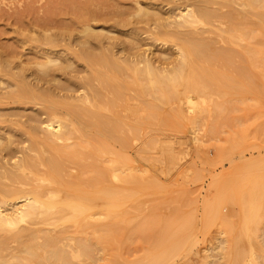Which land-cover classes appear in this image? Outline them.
Wrapping results in <instances>:
<instances>
[{
    "label": "rangeland",
    "instance_id": "1",
    "mask_svg": "<svg viewBox=\"0 0 264 264\" xmlns=\"http://www.w3.org/2000/svg\"><path fill=\"white\" fill-rule=\"evenodd\" d=\"M167 1L0 0V172L33 153L27 147L34 136L32 118L45 117L32 100H17L16 94L3 97L9 74L19 72L29 83L35 74H47L43 85L58 92L53 97L62 104L71 99L59 92L90 81V65L99 55L124 57L126 63L119 60L125 68L141 56L155 65L172 64L175 46L156 39L152 24L147 29L143 22V10L136 9L139 4L149 10L148 18L155 11L164 16L177 2ZM248 17L259 32L249 38L259 52L235 47L238 51L229 52L232 63L227 64L210 51L200 61L202 70L192 69V75L202 73L211 84L193 92L190 102L164 96L161 101L159 90L148 89L140 74L135 78L130 69L122 70L127 72L122 77L125 89L118 90L123 101L116 102L115 111L117 117L125 116L122 120L133 133L124 131L128 137L122 142L117 137L111 146L117 161L128 165L125 173L131 172L129 182L116 181L129 195H120L123 209L88 218L82 230L75 231L67 218L55 222V230L67 227L69 234L86 236L92 244L93 219L100 225L99 237L112 229L108 236L114 239L105 235L104 241L103 235L93 246L92 257L98 260L90 257L77 264H231L238 256L247 258L249 246L263 264L264 182L255 180L264 181V49L259 47L264 27L258 17ZM169 90L180 96L183 85ZM249 168H256L259 177ZM252 182L256 192L252 188L250 193ZM240 198L252 199L242 205Z\"/></svg>",
    "mask_w": 264,
    "mask_h": 264
},
{
    "label": "bare ground",
    "instance_id": "2",
    "mask_svg": "<svg viewBox=\"0 0 264 264\" xmlns=\"http://www.w3.org/2000/svg\"><path fill=\"white\" fill-rule=\"evenodd\" d=\"M175 2L164 16L163 13L158 15L155 11L148 18L146 16H149V10L142 9L139 4L136 8L139 13L143 10L142 14L145 17L143 22L147 29L152 24L151 33L156 39L175 46L177 57L172 64L170 62L159 66L147 56H141L139 60H136L135 56L136 61L130 59L132 65L127 63L128 67L125 68L120 61L126 63V58L99 55L90 65L92 74L89 76H92L87 77L90 81L83 83L82 79L83 84H69L61 94L59 92L60 97L71 99L62 104L57 103V99L53 97L58 92L53 94L49 90L48 94V87L43 85L47 82V74L43 76L35 74L34 82L29 83L19 72H14L4 81L7 86L6 89L3 87V97L16 94L17 100H32L35 104L41 105L45 117L32 118L34 123L32 122L31 131L34 132L32 133L34 136L30 138L27 147L33 153L22 155L13 161L10 168L0 172V264H77L90 257L93 261L98 260V257H92L93 246L99 242L97 239L102 241V236L108 229H104L99 237L100 225L93 219L95 221L91 222L94 225L91 233L96 236L92 244L86 236L69 234L70 230L67 227L64 231L62 227L55 230V222L67 218L74 230L78 231L82 230L83 224L88 223V218H97L102 214L111 215L125 207L119 198L122 194L128 198L129 194L125 192L127 187H123L124 191L119 188L116 181L129 182L132 175L130 171L125 173L128 165L125 168L122 160L117 161V151L111 146L118 138V141H121L124 139L122 137H128L126 134L133 133L131 124L122 120L125 116L117 117L119 111L116 110L118 115L115 111L116 102L123 96L122 91L118 90L124 88L125 80L122 79L126 72L123 75L124 70L130 69L134 77L140 74V77L145 78L143 80H147L146 86L150 84L148 89L154 87L151 90L155 91V88L159 90L160 100L164 96L168 98L167 101L175 97L190 102L193 92H200L211 84L207 83L208 80L205 81L207 78L202 73L192 75V71L202 70L200 61L206 59L210 51H216L227 64H231L229 52L238 51L235 47H241L240 51L259 50L249 39L256 33L259 35V32L257 28H252L248 16L258 17L259 24L264 27L261 24L262 19L264 22V0H177L176 4ZM259 40L261 41L260 37ZM260 43V49H264V46L262 47L264 43ZM186 70L189 73L185 75ZM10 78L13 80L9 81ZM177 84L183 85L180 96L173 94L176 88L172 92L169 90ZM164 87L168 88L169 93L166 95L163 93ZM39 89H42L41 92H38ZM154 103L150 105L155 106ZM255 170L256 168L251 171ZM254 174L259 177L256 172ZM251 175L253 176V173ZM257 180L255 182H264ZM253 184L250 189L246 187L250 193L252 188L255 190L256 185ZM251 199L239 200L244 205ZM110 230L112 229L105 234L107 237ZM114 232L113 228L111 235ZM106 236L104 241L108 239ZM109 238L114 239L113 236ZM252 248L249 246L247 258L245 256L240 260L238 256L231 264H261L257 255V259L254 257L255 250ZM242 254L245 255L244 251Z\"/></svg>",
    "mask_w": 264,
    "mask_h": 264
}]
</instances>
